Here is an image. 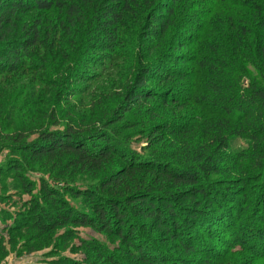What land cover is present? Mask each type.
Wrapping results in <instances>:
<instances>
[{
	"label": "trees",
	"instance_id": "16d2710c",
	"mask_svg": "<svg viewBox=\"0 0 264 264\" xmlns=\"http://www.w3.org/2000/svg\"><path fill=\"white\" fill-rule=\"evenodd\" d=\"M186 23H193V28L180 36ZM133 43L137 46L131 51ZM184 50L188 54L182 55ZM84 54L98 55L96 69L103 71L121 59L128 61L124 67L128 75L120 77L125 80L121 86H127L131 103L153 104L142 116L149 127L144 129L145 137H153L150 160L130 154V136L119 137L120 128L107 130L109 125H103V132L97 127L85 131L82 122L68 115L63 119L69 117L70 125L64 132L48 127H58L62 120L56 103L87 90L81 86L72 89L73 83L95 84L101 77L73 68L75 63L88 61L92 67L93 61L83 59ZM181 66L187 73H182ZM1 73L20 76L27 83L32 78L31 101L41 104L40 95L50 93L55 105L43 126L18 127L0 121V136L11 130L4 143L14 153H28L29 165L45 157L65 171H80L99 192L82 194L74 187L67 189V193L90 201L93 216L68 210L62 198L49 213L40 207L37 197L35 215L29 221L39 237L68 224L110 234L115 226L127 245L123 252L138 264H264V244L255 240L264 233V216L256 215L260 205L264 207L260 204L264 184L259 185L264 178V0H0ZM56 74L59 80H51ZM153 81L162 88L159 92L149 91ZM35 86L44 88V93ZM176 91H184V96ZM172 111L181 114L176 121L149 124ZM188 119L191 121L186 123ZM159 133L165 138L154 139ZM237 141L247 146L235 151ZM224 154L231 162L222 166ZM14 163L9 165L17 171L20 166ZM216 175L230 177L231 184L239 183L243 208L236 212L240 222L249 217L260 224L240 226L242 232L234 234L240 248L232 247L227 257L182 242L178 233L170 231L182 229L181 209L185 218L199 219L192 205L205 202L215 208L214 183L209 179ZM21 182L29 191L33 188L24 179ZM42 184L45 196L57 200V193ZM258 185L261 188L255 190ZM182 201L189 205L179 206ZM140 219L160 228L170 220L171 229L166 227L165 232L189 259L159 252L148 255L139 231L147 226ZM16 228L6 235L11 238ZM247 236L252 241L242 244ZM195 257L198 261L194 262Z\"/></svg>",
	"mask_w": 264,
	"mask_h": 264
},
{
	"label": "rangeland",
	"instance_id": "374dc122",
	"mask_svg": "<svg viewBox=\"0 0 264 264\" xmlns=\"http://www.w3.org/2000/svg\"><path fill=\"white\" fill-rule=\"evenodd\" d=\"M30 17L32 18L33 15H30ZM190 28H193V23L184 24L180 36L187 35ZM133 46H137V44H132L131 48H129L131 51L134 50ZM181 54L186 55L188 52L184 50ZM83 57V59L93 61L92 67L89 68L88 61L86 64L75 63L72 65L73 68L78 73L90 74L96 72L101 77L95 84H92V82H85L83 84L80 81L73 83L71 86L72 89L81 86L87 90L80 95L76 94L72 96L69 100L56 103L55 105L59 115L61 116L62 114V120L58 127L51 126L50 123L48 127H54V132H64L70 125L69 117L63 119L65 115H68L76 118L78 122H82L85 131L91 130L93 132L97 127L100 133L103 132V130L101 131L104 128L103 125H109V129L107 130L115 127L120 128L119 137L126 138L130 136L128 138L131 147L129 150L130 154L133 152L139 158H144L145 161L150 160L148 158L154 155L149 148V143L153 137H145L144 129H148L149 127L144 125L145 121L142 119V116L146 112L145 110L152 108L153 104L147 103L142 105L140 102L131 103L129 98L130 92L126 93L125 89L127 86L125 84L121 86V83L125 82V80L120 77L128 75V71L124 69L128 61L126 62L125 59H121L109 71H103L96 69L100 64L98 55L90 54L86 56L84 54ZM118 64L119 66L117 67ZM48 66H51V64L48 63ZM181 68L183 70L182 73H187L183 66ZM19 77L14 78L13 76H5L3 73L0 74V104L2 105L0 107V121L6 123V125L11 121L18 127L27 126L30 128L38 124L43 126L46 123V117L49 116L51 110L55 107L52 103V94L49 93L45 96V89L35 86L44 93L40 95L42 103L35 104L31 101L34 92L32 78H29L28 81H30L27 83L22 82L21 78L20 81ZM59 77L57 74L53 75L51 80H59ZM132 79L135 80L134 76H132ZM149 86V91L152 93L159 92L162 89L159 88V83L155 81L151 82ZM20 90L22 92L19 94L18 91ZM175 94L184 96V91H176ZM182 96L181 98H183ZM118 108L121 110L129 109V112L120 110V114L114 115V111ZM179 115H181L180 112H173L167 116H163L164 118L162 119H151L149 124L156 125L165 123L167 120L174 122L177 119L176 116L178 117ZM185 121L189 123L191 120L188 119ZM8 134H11L9 128L8 131L0 136V264H111L112 262L114 264H120L121 262V264H138L137 261H133L131 255L123 252L126 250L127 245L118 236L115 226H112L113 232L110 234L92 227H77L68 224L63 227H57L54 231L47 233L48 235L39 237L38 233L31 229L33 222L31 223L29 221H33L32 216L35 215L33 207L36 206L35 199L37 197L38 199L36 200H41L42 202L40 207L49 213L53 210L55 211V208L59 206L58 203L62 198L68 205V210H72L78 214L79 211L85 212L88 216H93L90 201L84 196H73L67 193V189L74 187L75 192L82 194H89L91 192L99 194V192L97 193L95 188L96 184L89 181L88 176H83L79 174L80 171H74L73 169L65 171L62 165L58 167L57 165L48 163L49 160L45 157L35 159V164L32 163L29 165L32 160L29 159L28 153H14L8 147L9 144L6 145L4 143L7 140L5 139L6 136H9ZM160 134L154 136V139L161 138V136L165 138L164 135ZM168 142H171V140ZM246 146L241 141H237L233 147L237 151ZM16 158L18 160H14ZM222 160V166L225 163L231 162L228 154H224ZM14 162H17V166H20L17 170L18 172L10 167L11 164H15ZM47 164L49 165L48 168H41V166ZM31 168H34L35 172H30ZM21 179L31 183L33 188L29 191L28 188L24 187ZM209 180L211 183H214L212 188L214 193L212 195L216 197L215 205L219 209L216 206L213 208L205 202H202V205H199V207L192 205L190 208L197 209L199 219H195L194 217H190L189 219L185 218V215H183L184 212L181 209L179 213L182 229L180 232L170 231L173 234L178 233L177 235L182 239V242H190L191 245L207 252L212 251L216 254L225 253V257H227L232 247L237 246L240 248L241 244L239 241L236 242L234 240V234H240L242 232L239 227L244 228L246 224L248 226H260V224L255 223L254 219L249 217L240 222L239 213L236 210L243 208V201L241 195H239L241 192L239 191L240 187L238 182L231 184L229 182L231 178L226 175L211 176ZM217 180L219 182H216ZM260 180V182L258 181L259 185L263 186L264 178ZM43 182L51 188L52 192L57 193V200L53 201L49 196H45L43 193ZM259 185L255 187V190L261 188ZM223 195H226V198ZM219 204L223 206V209ZM260 204H264V202L262 201ZM178 205L184 207L189 205V203L188 201H182ZM40 212L41 210L36 214H41ZM256 212V215L262 218L264 216L263 205H260L259 210L257 209ZM141 223L147 226L139 231L141 238L144 240L142 241V245L143 243L145 244V251L148 255L159 252L168 254L172 258L175 254L188 258L178 248L177 241H173L168 236V233L165 232L166 227L171 229L170 220L166 222V227L164 228L155 227V224L147 219L141 220ZM15 227H17L16 230L11 233L13 235L9 238L6 235L7 231ZM32 236L34 238L38 236V238L32 239ZM214 237L216 240L211 239ZM243 240L245 242L252 241L248 236L242 239V244L244 243ZM255 240L256 242L259 240L260 243L264 244V233H261ZM130 252L135 251L131 249ZM256 252L254 249L251 250L253 254ZM249 257L252 258L253 256L250 255ZM195 260L198 261V258L195 257L193 261L195 262Z\"/></svg>",
	"mask_w": 264,
	"mask_h": 264
}]
</instances>
